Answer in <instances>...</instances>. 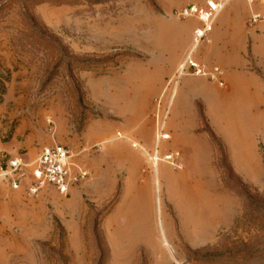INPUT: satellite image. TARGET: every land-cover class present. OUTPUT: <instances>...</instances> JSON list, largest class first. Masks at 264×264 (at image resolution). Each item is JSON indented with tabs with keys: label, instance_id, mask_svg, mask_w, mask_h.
<instances>
[{
	"label": "rangeland",
	"instance_id": "obj_1",
	"mask_svg": "<svg viewBox=\"0 0 264 264\" xmlns=\"http://www.w3.org/2000/svg\"><path fill=\"white\" fill-rule=\"evenodd\" d=\"M208 1L0 0V264H264V89L180 70L188 55L219 78L244 62L229 41L238 10L203 37L180 16ZM54 142L89 175L68 197L30 195L33 162ZM156 152L179 156L155 165Z\"/></svg>",
	"mask_w": 264,
	"mask_h": 264
},
{
	"label": "built area",
	"instance_id": "obj_2",
	"mask_svg": "<svg viewBox=\"0 0 264 264\" xmlns=\"http://www.w3.org/2000/svg\"><path fill=\"white\" fill-rule=\"evenodd\" d=\"M232 0H210L203 8H198L196 5H188L184 7L181 12V17H195L203 23V28L197 31L199 37H203L208 31L212 30V27L217 19L219 13L224 9L225 5ZM251 4L262 2L264 0H248ZM260 15H255L253 21L259 19ZM188 69L191 75H206L212 81L220 87L225 86V82L222 79L223 72H220V78L218 76L219 70L214 68L208 72H204L205 68L198 61H196L191 55H188L185 62L182 63L180 70L185 71ZM167 137V136H166ZM136 145V144H133ZM179 153L175 155L166 154L160 158L156 152L152 157L155 165L159 161H165L168 163H175L173 160L178 157ZM73 151L68 145L54 142L44 146L37 159L33 162V168L31 171V184L28 188L30 195H36L40 191L47 187H50L57 191L60 195L68 197L71 195L72 189L81 181L88 177V172L75 166L73 161ZM75 164H74V163ZM27 164L21 157L14 158L9 161L5 175L10 177V185L12 189H18L21 185V177L24 176L23 171ZM73 168L78 171L73 172Z\"/></svg>",
	"mask_w": 264,
	"mask_h": 264
},
{
	"label": "crops",
	"instance_id": "obj_3",
	"mask_svg": "<svg viewBox=\"0 0 264 264\" xmlns=\"http://www.w3.org/2000/svg\"><path fill=\"white\" fill-rule=\"evenodd\" d=\"M225 8H233L238 10V13L233 16V23L238 28V36H236V38L234 39L230 38L229 41L236 42L237 40H239L241 42L239 57L243 56L244 62H241L237 59L239 64L235 66V59L234 57H232L224 68L222 79L224 80L225 85H228V87L229 85L233 86L239 84L255 85L258 89H264V19L262 20V15L264 17V3L257 2L251 4L248 0H232L225 5L224 9ZM222 11L217 17V24L219 22V19L223 22ZM255 15H260V18L256 19V21H253L252 19ZM258 29H262L263 32H258ZM225 41H228V39H225ZM225 47L226 49H228L227 45ZM250 54L252 55L254 64L257 66L256 70L250 67ZM206 84L207 83H205L204 85ZM259 85H261V87ZM244 98L247 104L255 102L256 93L254 92L253 86H249L247 88V93H245ZM192 100L194 103V107L200 104L205 109L204 112L208 120L210 121L211 126L215 129V132L223 137V139H225V142L227 141L226 146L234 167L239 168V165H237L236 163L238 157L235 156L234 152V150L237 149L236 144L229 142L221 133L216 130L213 119L211 117L212 111L210 100L204 95L200 94L192 96ZM237 145L239 146L238 143ZM127 162L129 164H132L133 166L136 165L138 167L139 165L138 158L135 156L128 157ZM209 163H211V161H209Z\"/></svg>",
	"mask_w": 264,
	"mask_h": 264
}]
</instances>
